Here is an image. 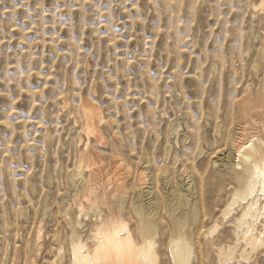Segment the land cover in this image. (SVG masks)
Instances as JSON below:
<instances>
[{"label": "rangeland", "instance_id": "374dc122", "mask_svg": "<svg viewBox=\"0 0 264 264\" xmlns=\"http://www.w3.org/2000/svg\"><path fill=\"white\" fill-rule=\"evenodd\" d=\"M260 1L0 0V264H71V239L94 243L98 215L152 237L158 264L177 235L191 264H264L263 247L216 256L247 175L230 140L264 139ZM81 101L100 117L86 190L70 177Z\"/></svg>", "mask_w": 264, "mask_h": 264}, {"label": "bare ground", "instance_id": "6f19581e", "mask_svg": "<svg viewBox=\"0 0 264 264\" xmlns=\"http://www.w3.org/2000/svg\"><path fill=\"white\" fill-rule=\"evenodd\" d=\"M263 3L264 2L261 0L258 3L257 9L264 14ZM262 100L264 101V97ZM64 104H67V102H64ZM249 106L250 105L247 104V111L250 109ZM79 108L82 114V128L85 131L87 141L83 149L78 153L79 163L72 170L70 177L75 187L86 190L90 188L91 183L90 178L86 176V170L88 169H85V166L86 168L89 166L91 159L95 160L99 158V154L94 151L95 149L93 150L90 147L89 139L96 134L100 117L96 111V107L88 101H81ZM229 154L232 158H236V163H232V168H234V170L240 169L239 171L242 170L243 172L246 171L247 175L246 178H244V182L242 181L241 189L232 193L233 196L228 206L222 212V217H226L231 210L233 211V204L236 202L242 204L239 212L233 218V225L235 228L233 232L234 242L226 245L220 244L216 249V256L219 263L225 260L232 263V260L236 257H245L244 252L247 250V247H251V249L264 248V222L260 220L262 216H264V195H262L263 204L259 202V196L261 195V188L264 187V181L258 179L259 174L264 172V139L258 137V135L255 137V135L248 134L246 141L241 144L238 143V145H235L231 139L229 143ZM251 189H254V191H250ZM135 209L138 211L139 215H143V211H145V208L141 204L135 205ZM77 216L78 217L74 220L75 227L81 226L80 217L82 218V211H80ZM84 216L87 217V213L84 214ZM104 217L102 218L98 215L97 220L94 221L89 230V239L94 241V243L88 244V242L84 241L79 236L71 239L69 249L71 264H94L98 240L100 238L98 234H107L112 242L120 243L125 247L130 246L135 252L139 264H158V256H156L152 237L142 234L141 241L137 242L128 224L124 221L122 222L120 217H115L113 215ZM258 226H260V229H258ZM217 227L218 223L215 222L208 231L204 232L205 236L211 234ZM117 233H119L118 236L116 235ZM241 241L246 247H237L238 243ZM237 251L238 254H236ZM170 254L171 264H191V248L181 235H177L171 240Z\"/></svg>", "mask_w": 264, "mask_h": 264}, {"label": "snow or ice", "instance_id": "6c2138e0", "mask_svg": "<svg viewBox=\"0 0 264 264\" xmlns=\"http://www.w3.org/2000/svg\"><path fill=\"white\" fill-rule=\"evenodd\" d=\"M258 179L264 181V172L259 174ZM250 191H254V189ZM261 195H264V187L261 188ZM98 235L100 238L94 264H139L136 254L130 246L125 247L120 243L112 242L107 234ZM116 235L118 236L119 233Z\"/></svg>", "mask_w": 264, "mask_h": 264}]
</instances>
